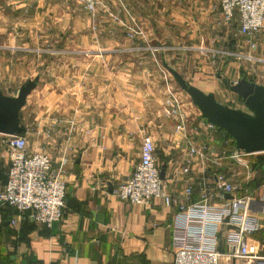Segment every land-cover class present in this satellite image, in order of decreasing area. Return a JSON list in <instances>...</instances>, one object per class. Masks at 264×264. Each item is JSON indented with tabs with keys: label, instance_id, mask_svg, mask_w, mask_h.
<instances>
[{
	"label": "crops",
	"instance_id": "0c3cea01",
	"mask_svg": "<svg viewBox=\"0 0 264 264\" xmlns=\"http://www.w3.org/2000/svg\"><path fill=\"white\" fill-rule=\"evenodd\" d=\"M11 3L12 13L15 7L24 12L35 3L39 12L41 5L46 4L45 0H6V4ZM166 5L164 9H157L152 4L153 25L149 23L147 40L122 35L111 45L117 49L108 48L107 44L89 46L84 53L92 58L86 62L85 74L72 67L59 76L51 72L46 75L40 73L38 64L36 76L29 75L18 89L9 90L15 80L11 79V85L5 81L4 68L9 69L12 63L0 61L3 99L18 98L21 88L33 86L25 89L24 104L19 112L22 131L18 134L27 138L30 151L46 153L52 158L55 170L60 168V176L67 186L64 218L51 228L35 222L30 215L12 226L15 211L0 204V264H174L173 230L188 224L186 212H181L179 206L197 203L204 189L214 194L215 174L235 176L243 185L240 194L264 189L263 156L248 159L252 176L249 181L245 179L249 170L233 160L223 159L214 164L209 157L205 160L195 157L189 152L188 139L176 130V122L167 116L164 108L161 62L169 63L168 54L172 51L238 52L239 40L231 37V30H238V21L233 22L231 30L227 29V25L222 24L216 0H181V4ZM140 10L146 12V9ZM142 17L147 20L146 16ZM256 41L257 54L264 57V27L255 35ZM182 43L184 46L179 48L177 45ZM148 45L153 50L147 48ZM25 48L7 47L6 52L2 49L0 53L23 55L30 52ZM53 52L59 53L56 49ZM158 52L163 56L160 62ZM133 53L136 57L127 60ZM243 77L264 85V81L248 75ZM227 78L238 80L231 75ZM202 81L196 83L199 88L216 96L222 93V98L231 100L226 103L217 96L221 103L232 108L244 105L240 96L231 90L225 87L222 90L215 82L203 84ZM189 113L187 135L194 145H209L217 156L235 147L233 139L218 128L212 140L200 114L193 110ZM2 136L0 133V141ZM146 136L156 142L161 168L166 165L164 189L177 200L170 207L162 200L133 206L114 193L138 164ZM182 167H189L190 173L177 174ZM9 168V152L0 143V192L7 182ZM172 176L182 177L173 180ZM186 186L193 187L189 198L184 193ZM252 211L263 225L262 230L251 237L257 257L233 260L232 264H264V199L258 195ZM224 231L225 228L218 235L220 251H226ZM226 263L224 260L223 264Z\"/></svg>",
	"mask_w": 264,
	"mask_h": 264
},
{
	"label": "built area",
	"instance_id": "2783aa9c",
	"mask_svg": "<svg viewBox=\"0 0 264 264\" xmlns=\"http://www.w3.org/2000/svg\"><path fill=\"white\" fill-rule=\"evenodd\" d=\"M92 15H95L101 0H78ZM225 23L238 21V34L253 38L264 27V0H216ZM128 29L127 37L147 40L146 32L134 22V27L123 23ZM147 48H151L148 45ZM166 82L164 108L169 118L176 122V130L182 132L190 143V153L200 159L211 160L218 164L221 160H233L248 169L245 179L251 180L248 159L256 153H247L234 147L221 156L214 155L209 145H194L188 138L190 113L181 95L170 83ZM207 134L213 140L214 125L205 123ZM214 132V133H213ZM0 143L5 145L10 155L8 179L0 192L2 205L15 211L12 226L30 215L31 219L49 228L64 218L66 209V182L60 176L61 170H55L52 158L42 152L30 151L26 137L14 134H1ZM210 152V154H209ZM209 155V156H208ZM211 158V159H210ZM177 174H189V167H182ZM182 176H172L178 180ZM216 192L208 194L206 189L200 200L191 205L180 204V211L186 212L188 224L173 230L174 264H232L233 260H251L257 257V248L252 245L251 237L262 230L263 225L252 211L256 195L264 199V189H256L240 194L242 182L235 176L215 174ZM114 193L123 202L130 205H146L152 200H162L170 207L177 200L164 189L161 178V164L156 155V142L151 136L143 139L140 159L132 174L121 182ZM185 196L193 194V187L186 186ZM230 195V198L226 196ZM177 203V202H176ZM225 228L224 241L226 251H220L219 234Z\"/></svg>",
	"mask_w": 264,
	"mask_h": 264
},
{
	"label": "rangeland",
	"instance_id": "374dc122",
	"mask_svg": "<svg viewBox=\"0 0 264 264\" xmlns=\"http://www.w3.org/2000/svg\"><path fill=\"white\" fill-rule=\"evenodd\" d=\"M170 2L181 4V0H106V2L101 0L95 15H92L85 5L78 0H45L46 4L41 5L39 12L38 5L35 3V5L27 6L24 12L18 9L19 7H15L13 13L12 3L6 4V0H0V50L7 47L23 50L27 47L25 48L26 51H30L23 55L16 52L15 56L14 53L10 56L6 53H0L2 58L0 61L5 64L7 61L12 63L8 66L9 69L4 68L5 81L9 83L11 79L15 80L9 90L18 89L29 75L36 76L35 73H38L39 66L41 67L40 73L46 75L51 72L52 74L57 73L59 76V73L64 74L66 71L68 73L72 67L74 70L79 69L81 74H85L86 62L92 58L84 53L89 46L107 44L108 48L114 49L116 46L112 47L111 45L116 44L117 38L127 35L128 29L123 25V18L129 20L128 24L132 27H134V22H137L147 34L150 31L149 23L153 25L151 18L154 17V12L150 10L152 4H155L157 9H164L168 6L166 4ZM140 8L146 9V12L141 11ZM142 15L146 16L148 21L142 20ZM160 15H162L161 12ZM127 21L124 22L127 23ZM221 21L223 25H227V27L225 26L227 29L233 28V23L227 24L223 19ZM152 27L154 28V26ZM231 37L239 40L238 52L202 54L172 51L168 54L169 63L167 64L177 69L194 85L199 84L201 80H203V84L215 82L222 90L225 88L218 74L225 77L231 75L233 79L248 75L251 79L264 81V57L257 54L258 47L255 46L257 44L255 36L250 38L238 34V30L233 29L231 30ZM94 41L96 42L94 43ZM177 46L180 48L184 45L182 43ZM55 49L59 53L53 52ZM35 50L41 51L40 54L32 53ZM157 54L160 55L157 59L160 62L161 57H163L162 53L158 52ZM129 55L127 60L136 57L135 53ZM188 56L192 57L189 59L190 61ZM14 57H16L14 60H10ZM221 60L223 61L222 66ZM161 67L162 75L167 74L171 80L170 83L181 95L184 104L190 107L188 112L193 110L196 111V114H200L198 108L192 104L189 96L181 90L162 62ZM8 75L11 78L7 77ZM52 77L54 76L52 75ZM163 82L166 85L165 79ZM221 95L222 93H218L219 99H224L226 103L231 101L225 97L222 98ZM241 107L245 108L244 105ZM256 154L258 157L264 156V153Z\"/></svg>",
	"mask_w": 264,
	"mask_h": 264
},
{
	"label": "water",
	"instance_id": "95a60500",
	"mask_svg": "<svg viewBox=\"0 0 264 264\" xmlns=\"http://www.w3.org/2000/svg\"><path fill=\"white\" fill-rule=\"evenodd\" d=\"M194 104L201 117L219 130L225 131L233 139L238 150L247 153H264V85L247 77L233 81L221 74L219 78L227 90L240 96L245 108H232L221 103L214 92H206L188 81L177 69L164 64ZM21 88L18 98L0 100V133L14 135L22 131L19 124V112L24 104L25 89ZM166 165L161 168V178H165ZM230 198V196H228ZM254 202V201H253ZM0 204L2 202L0 201Z\"/></svg>",
	"mask_w": 264,
	"mask_h": 264
},
{
	"label": "trees",
	"instance_id": "16d2710c",
	"mask_svg": "<svg viewBox=\"0 0 264 264\" xmlns=\"http://www.w3.org/2000/svg\"><path fill=\"white\" fill-rule=\"evenodd\" d=\"M263 161H264V156L262 157Z\"/></svg>",
	"mask_w": 264,
	"mask_h": 264
},
{
	"label": "bare ground",
	"instance_id": "6f19581e",
	"mask_svg": "<svg viewBox=\"0 0 264 264\" xmlns=\"http://www.w3.org/2000/svg\"><path fill=\"white\" fill-rule=\"evenodd\" d=\"M208 124H210V123H208ZM228 135V134H227ZM229 136V135H228ZM255 154V153H254Z\"/></svg>",
	"mask_w": 264,
	"mask_h": 264
}]
</instances>
